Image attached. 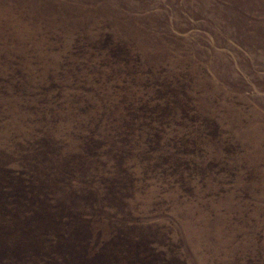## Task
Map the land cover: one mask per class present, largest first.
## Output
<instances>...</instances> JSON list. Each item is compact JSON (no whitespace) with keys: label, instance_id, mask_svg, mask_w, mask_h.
Here are the masks:
<instances>
[{"label":"rangeland","instance_id":"rangeland-1","mask_svg":"<svg viewBox=\"0 0 264 264\" xmlns=\"http://www.w3.org/2000/svg\"><path fill=\"white\" fill-rule=\"evenodd\" d=\"M0 264H264V0H0Z\"/></svg>","mask_w":264,"mask_h":264}]
</instances>
